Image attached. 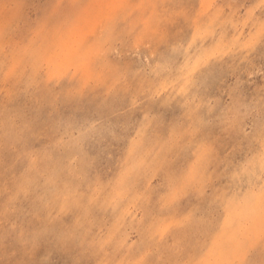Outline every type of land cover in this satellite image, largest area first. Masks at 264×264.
<instances>
[{
    "label": "rangeland",
    "instance_id": "374dc122",
    "mask_svg": "<svg viewBox=\"0 0 264 264\" xmlns=\"http://www.w3.org/2000/svg\"><path fill=\"white\" fill-rule=\"evenodd\" d=\"M249 260L264 0H0V264Z\"/></svg>",
    "mask_w": 264,
    "mask_h": 264
},
{
    "label": "clouds",
    "instance_id": "9594fccd",
    "mask_svg": "<svg viewBox=\"0 0 264 264\" xmlns=\"http://www.w3.org/2000/svg\"><path fill=\"white\" fill-rule=\"evenodd\" d=\"M88 46L89 43L86 42L81 51L86 49ZM78 62V58H73L72 61L67 63L64 66L63 75L61 77H53L52 73L47 67L40 68L37 71L36 75L42 76L43 82L45 84H59L62 79L65 80L72 89L70 95L76 96L80 94L85 88V81L83 75L77 70ZM183 223L184 222L181 221L178 223L177 226H183ZM241 264H264V261L257 262L249 260L247 262L242 261Z\"/></svg>",
    "mask_w": 264,
    "mask_h": 264
}]
</instances>
